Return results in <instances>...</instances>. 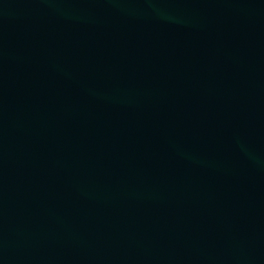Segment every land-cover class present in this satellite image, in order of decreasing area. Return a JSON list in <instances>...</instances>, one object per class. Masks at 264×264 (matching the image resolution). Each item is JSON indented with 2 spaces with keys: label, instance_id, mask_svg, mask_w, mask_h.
<instances>
[{
  "label": "water",
  "instance_id": "95a60500",
  "mask_svg": "<svg viewBox=\"0 0 264 264\" xmlns=\"http://www.w3.org/2000/svg\"><path fill=\"white\" fill-rule=\"evenodd\" d=\"M0 264H264V0H0Z\"/></svg>",
  "mask_w": 264,
  "mask_h": 264
}]
</instances>
